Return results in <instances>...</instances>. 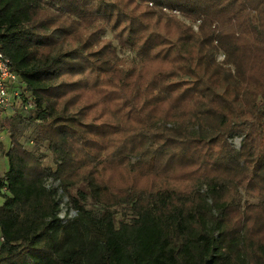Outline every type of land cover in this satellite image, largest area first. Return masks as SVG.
I'll list each match as a JSON object with an SVG mask.
<instances>
[{"label": "trees", "instance_id": "obj_1", "mask_svg": "<svg viewBox=\"0 0 264 264\" xmlns=\"http://www.w3.org/2000/svg\"><path fill=\"white\" fill-rule=\"evenodd\" d=\"M0 48V264H264V0H0Z\"/></svg>", "mask_w": 264, "mask_h": 264}, {"label": "built area", "instance_id": "obj_2", "mask_svg": "<svg viewBox=\"0 0 264 264\" xmlns=\"http://www.w3.org/2000/svg\"><path fill=\"white\" fill-rule=\"evenodd\" d=\"M18 85V76L0 48V114L13 113L16 108L27 111L31 107L29 103H21Z\"/></svg>", "mask_w": 264, "mask_h": 264}, {"label": "rangeland", "instance_id": "obj_3", "mask_svg": "<svg viewBox=\"0 0 264 264\" xmlns=\"http://www.w3.org/2000/svg\"><path fill=\"white\" fill-rule=\"evenodd\" d=\"M110 35L106 34L105 38H109ZM113 44L115 45V42H113ZM120 58H127L128 56H130V53L125 52V54L123 53H119L118 55ZM218 60L222 59V55H219L217 57ZM86 97L88 98V94L86 95ZM6 115H12L11 113H7ZM26 137L29 136L30 134V130L25 132ZM241 138H237L234 137L232 139H230V143L234 148H238L239 144H240ZM10 140L7 136V134L2 131L0 132V175H2L4 173V171H6V159L4 157V152L7 151L10 148ZM51 160L49 159V157L45 160V164H50ZM45 185L49 188H56V197L58 199V203H59V212L58 215L61 218H64L67 214L68 217H71L74 215L73 210H70V204L68 202V199L65 195L62 194L60 188H58V183L56 181H53L51 179L46 180ZM75 190H72V192H74ZM2 204V200L0 198V205ZM69 210V211H68Z\"/></svg>", "mask_w": 264, "mask_h": 264}]
</instances>
